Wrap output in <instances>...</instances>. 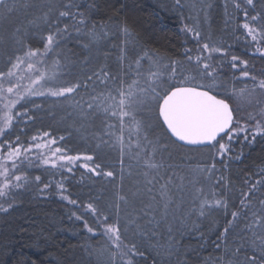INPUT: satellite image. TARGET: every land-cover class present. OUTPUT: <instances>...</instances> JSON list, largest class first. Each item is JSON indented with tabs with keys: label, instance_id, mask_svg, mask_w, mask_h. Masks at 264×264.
<instances>
[{
	"label": "trees",
	"instance_id": "16d2710c",
	"mask_svg": "<svg viewBox=\"0 0 264 264\" xmlns=\"http://www.w3.org/2000/svg\"><path fill=\"white\" fill-rule=\"evenodd\" d=\"M7 2L14 7L11 12L0 8V71L10 67L9 57L14 62L15 56H22L26 46L43 49L42 38L55 22L56 9L69 0ZM73 2L85 13L87 27L77 34L70 26V35L56 55L50 53L45 58L44 66L49 69L59 60L57 73H65L66 83L84 81L88 88L78 89L79 94L73 93L69 97L35 96L22 102L16 113L26 112L27 115L17 116L12 127L1 136L0 145L4 152L9 150V145L25 148L33 144V137L40 138L44 132H49L67 154L92 155L104 171H113L116 175L97 176L80 165L71 172L61 167L25 166L23 187L13 190L2 201L5 207L8 203L12 207L7 212L0 211V264H125L127 257L117 255L115 261L112 260L116 250L101 235L102 227L96 221V216L101 214L109 216L108 223L118 220L122 235L127 237L125 243L132 240L143 252L142 257L133 258L134 264H247L246 257H259V249L252 244L251 234L245 230V224L249 222L245 213L249 219L251 213L242 209L240 200L241 193L248 192L250 184L264 181V136H257L255 141L250 135L248 140H244L243 135L235 139L231 143L232 158L223 161L217 158L216 170L208 180L203 174L192 171L198 164L208 162L207 149L173 143L174 139L168 138L170 134L157 125L155 103L150 102L138 109L137 119L142 122V133L155 143L156 160L164 166L158 173L149 171L146 178L143 153L140 159L135 155L136 136L127 128L121 132L116 117L100 109H87L84 101L101 92L116 95L120 84L112 79L108 80L107 86L95 77L93 81H87V75L101 67L116 77V81H122L124 87L133 80L139 81V87H146L149 69L161 72L167 80L166 66L174 60L181 61L177 66V78L181 71L185 75L194 74L185 59V49H192L190 54L195 56L201 44L209 43L226 53L213 55V64L219 65L215 93L232 97L229 103L236 110L237 95L233 93L238 94L241 89L260 90L251 76L264 79V55L256 51L257 48L264 50V40L259 37L252 40L242 27L246 21L251 23L249 18L257 13L264 17L261 7L264 0H254L255 9L246 5L235 8L238 0H180L179 6L175 0ZM90 4L95 7L89 9ZM244 7H247L248 18L243 14ZM45 13L48 14L46 21ZM33 20L35 25L30 23ZM125 22L130 34L121 30ZM185 25L200 32L199 41L194 38V33L186 31ZM254 26L260 27L259 24ZM89 32H94L95 37L84 34ZM18 39L22 43H17ZM145 52L148 56H144ZM233 55L239 57L235 69L231 67ZM141 56L144 59L137 67L135 61ZM149 56L156 63L149 60ZM240 61L248 62L246 69ZM242 70H247L250 76L243 77ZM48 85L61 87L59 84ZM108 103L111 101L104 106ZM61 136L63 140L59 139ZM119 136H123L125 144L122 166L119 163ZM130 136L132 148L127 147ZM5 140L7 144H4ZM140 143L146 145L143 139ZM237 155L239 159H236ZM37 176L39 181L35 180ZM152 176L155 180L148 184L147 179ZM169 178L170 202L160 195L161 184ZM45 183L50 185L47 189L43 188ZM58 183L64 185L63 195L76 200V204L62 198ZM201 187L209 199L213 198L209 194L211 190L216 199L226 200L228 208L206 209L205 215L200 216L197 188ZM257 189L249 199L259 209V201L264 199V183L257 185ZM118 192L128 198L127 203L117 200ZM166 202L167 209L164 207ZM89 203L97 209L95 216L87 210ZM115 203H120L118 217L113 207ZM232 211L240 212L241 216L225 234L224 228L228 227ZM77 216L83 219H77ZM85 220L94 229L93 233L85 228ZM238 247L241 250L236 253Z\"/></svg>",
	"mask_w": 264,
	"mask_h": 264
},
{
	"label": "snow or ice",
	"instance_id": "6c2138e0",
	"mask_svg": "<svg viewBox=\"0 0 264 264\" xmlns=\"http://www.w3.org/2000/svg\"><path fill=\"white\" fill-rule=\"evenodd\" d=\"M176 5H180V0H175ZM242 5L250 6L255 9L256 5L254 0H238L234 4L235 8L241 9ZM123 6V5H121ZM14 6H10L7 0H0V8L4 9L6 12H11ZM50 10H51V6ZM80 5L73 0H69L68 3H61L56 9L57 16L55 22L52 24L47 32V35L42 38L43 49L32 48L31 46H26L22 56H15L14 62H12V57H9L10 67L5 71H0V102L3 103L4 114L0 117V136H4L7 129L12 127L13 120L17 116H26L27 113H16L13 114V109L16 104L25 98V96H44L49 95L52 97H69L73 93H78V89L88 88V83L84 81H77L74 83H65L61 87H48L45 85L48 81L54 79L57 74V69L60 68L59 60L52 63L51 72L42 71L37 67V64L43 65L45 63V58L51 53L56 55L58 50L61 48L62 42L67 36L70 35L69 28L71 26L72 30L77 34H81L83 29L87 27V18L85 13L79 11ZM95 5L90 4L88 8H94ZM264 9V4L261 5ZM64 10H60V9ZM74 9L76 11H74ZM243 14L248 18L247 7H244ZM47 13L44 14V19L46 21ZM250 22L243 23L242 27L247 31V34L251 36L252 40H257L259 37L264 40V17L260 13L251 16ZM63 21V23H62ZM71 22V23H70ZM32 24H36V21H30ZM62 24V26H61ZM254 24H259L260 27L254 26ZM38 27V25H37ZM186 31L194 33V38L199 41L200 32L193 28L185 25ZM125 34H130L127 22L124 23L121 29ZM19 32V29H17ZM85 35H91L95 37L94 32L84 33ZM17 43H22L21 40H17ZM87 47V45H85ZM261 55H264V50L260 48L256 49ZM192 49H185V59L191 65V71L194 74L185 75L184 71L179 73V78H177V66L181 64V61L174 60L171 61L168 68L167 80L163 79V74L159 71H152L149 69L148 79L145 81L146 87H139V81L133 80L131 84L127 87L123 86L122 81H116V77L110 76V73L104 68L93 71L91 75H87V81H93V77L96 78L101 84L107 86L108 80L112 79L114 82L120 84L116 88V95L113 96L111 92L105 94L104 92L98 95H90L89 99L84 101V105L87 109H100L105 113L110 114L117 118L121 132L125 128L128 129L129 133L136 136L135 149H137L135 155L137 159L141 158L143 153V165L146 171L143 175L147 178L149 177V171L156 170L158 173L164 165L162 162L156 160V146L155 143L148 138L146 134L142 133L143 125L140 120L137 119V111L142 106H147L150 102L155 103V120L157 125L166 130L171 134L169 139L175 138L173 143L182 142L181 147L186 145L197 146L200 148L207 149L209 160L205 164H198L193 173L203 174V176L211 180L214 170H216V159L219 158L223 161L225 158L231 159V143L243 135L244 140L249 139L255 141L257 136H264V103L260 101H255L260 104L259 111L256 114L248 113L247 119L251 121V125L247 122H241V118H238L234 114V109L229 103L230 96H221L215 93L216 79H217V68L219 65L213 64V55L220 53L226 54L225 50L221 47L215 45L210 46L209 43H203L197 49V54L195 56L191 55ZM144 56H148L145 52ZM141 56L136 59L135 64L137 67L140 65V60L144 59ZM152 60V57H148ZM239 57H231V67L233 69L237 68L236 61ZM156 63L155 60H152ZM22 64H26L29 72H34L35 75L31 78V84L29 87L21 89L19 83L20 79L17 78L15 84L12 83V78L16 76V72L20 69ZM243 69L247 68V61H240ZM139 75V73H137ZM241 75L243 77H249L250 73L247 70H242ZM251 79L256 82L255 87L259 88L264 92V79L257 80V77L251 76ZM7 81L8 87L4 86V82ZM205 81H208L205 83ZM159 89V91L157 90ZM255 89H253L254 91ZM93 92L95 88L93 87ZM245 89H241L240 93H233V95H239L244 97L247 102L252 103L251 99L245 96ZM14 96L15 99L10 97ZM250 96V93H249ZM83 99V97H81ZM107 106H104L106 102ZM77 105L80 101H76ZM238 110V109H237ZM257 116L260 118L257 119ZM31 119L32 117H28ZM125 118H127L128 123L125 124ZM112 127V125H109ZM43 137H49V139L44 144H37L36 147H47L51 152L52 156L55 157L53 160L45 159L44 163H51L52 167L57 166V162L61 163L60 167L63 168L66 165H74L77 161L83 160L84 163L80 165L88 170V172L93 173L97 176L114 177L116 173L113 171H104L101 164L95 163V158L92 155H67L65 150L59 147L52 148L51 145L57 143L55 137H51L49 132H44ZM19 137H17V140ZM36 140L37 137H33ZM42 139V137H41ZM63 140L64 137H59ZM143 139L146 145H141L140 140ZM7 140L4 144H7ZM117 143L121 148V159L119 163L123 165V155H124V138L123 136L117 137ZM158 143V142H157ZM3 145H0L2 147ZM150 146V147H149ZM128 148H132L133 144L131 141V136L129 137ZM167 147V145H164ZM20 147H11L9 145V151L7 152L6 158L13 161L12 168H15V160L22 155ZM240 157L237 155L236 159ZM88 162H92L91 164ZM69 172L72 171L71 167L67 169ZM0 176L3 177V181L0 182V198H8L13 189L23 187V183L26 182V177L12 174L9 177V169L0 165ZM120 178L123 179V167L120 168ZM36 181L40 180V177H35ZM155 180V176L147 179L148 184H152ZM15 181V182H13ZM171 182V178L164 184H161L160 195L163 199L170 202L168 197L167 188L168 184ZM198 182V181H196ZM219 184V181H216ZM264 183L262 180H257L255 183L249 185L248 192L241 193L242 199L240 200V205L242 209H247L251 213L250 219L245 213V219L249 220L245 224V230L251 234L252 244L255 245L260 251L259 257L252 255L246 257L247 264H264V199L259 201L260 208L256 209L253 205V201L249 199L250 195H253L257 189V185ZM50 185L45 183L43 185L44 189H47ZM57 187L61 191L63 199L69 200V203L76 204V200H71L68 196L63 195L64 185L63 183H58ZM151 191V188L148 189ZM199 196L197 199L200 201L198 212L200 216H204L206 209L211 208H223L227 209L228 204L226 200L216 199L215 193L210 190L209 194L213 197L209 199L204 195L203 187L197 188ZM155 199V197H153ZM117 200L119 202L127 203L128 198L124 195L117 193ZM168 203L166 202L164 207L167 209ZM12 207L11 203H8V207H5L3 203H0V211L7 212L8 208ZM113 207L116 209V215L119 216L120 203H115ZM150 207V206H149ZM87 210L95 216L97 209L93 204L89 203L87 205ZM241 213L237 211L231 212V220L228 221V227L224 228V233L229 232V228L235 226V222L240 218ZM77 219H83V217L77 216ZM96 221L102 227L101 235L106 238L111 246H114L115 253L112 254V260L115 261V257L118 255L121 258L127 257L125 264H134L133 258L135 256H143V252L138 250L137 244L129 240L125 243L126 236L122 235L121 228L119 226V221L114 223H108L109 216L99 215L96 216ZM135 223V221H133ZM84 226L88 232L93 233L94 229L88 226L87 221H84ZM126 231V229H125ZM243 239V237L241 238ZM240 248H236L235 252L239 253ZM230 264V262H229Z\"/></svg>",
	"mask_w": 264,
	"mask_h": 264
},
{
	"label": "rangeland",
	"instance_id": "374dc122",
	"mask_svg": "<svg viewBox=\"0 0 264 264\" xmlns=\"http://www.w3.org/2000/svg\"><path fill=\"white\" fill-rule=\"evenodd\" d=\"M37 67L40 68L42 71H48L49 73L51 72V68L48 69L47 67L44 66V64L43 65L37 64ZM34 75H35L34 72L28 71L26 64H22L20 69L16 72V76L12 78V83L15 84L17 81V78L23 77V79L19 80V83L21 85V89L27 88L30 86L31 78H33ZM66 82H67V78L65 77V73L63 71H60L59 74L58 73L56 74V77L54 79L48 81V83L45 85V88L52 87V86L48 85L50 83L51 84H57V85L59 84L60 86H64ZM4 86L5 87L9 86L7 81L4 82ZM52 88H55V87H52ZM249 93H250V96H249ZM44 96H49V95H44ZM245 96L248 97V99H251L253 102L249 103V102H247V100L244 97L237 95V99L235 101V106L238 110L237 109L234 110V114L238 118H241L242 123L247 122L251 125L252 122L248 121V119H247L248 113L256 114L259 111L260 104L256 103L255 101H260L261 103H264V99H262L264 96V92H262L261 90L246 91ZM32 97H35V96H25V98L23 100H21L19 103H17L15 108L13 109V114L14 115L16 114L17 107L22 102H24L27 99H30ZM10 98L15 99L14 96H11ZM5 102L6 101L0 102V117H2L4 114L3 103H5ZM259 118L260 117L257 116V119H259ZM15 120L16 119H14L13 122ZM0 138H1V136H0ZM48 139H49V137H42V139L40 137V138H37L33 142V144H31L25 148H21V151L23 154L18 159L15 160V165H16L15 168H12L13 161L7 160V159H0V165H2L3 167H7L9 169V177H11L13 173H15V175H20V176L25 177V175H26L25 169H24L25 166H32V165L38 164L41 166H51L52 167L51 163H49V164L44 163L45 159H49V160L55 159V157L52 156L49 149L47 147H40V148L36 147L37 144H44ZM51 147L56 148L59 146L56 143L54 145H51ZM7 152L2 151V149L0 147V158H6ZM67 155H69V154H67ZM81 156H83V155H81ZM61 163H65V162H57L56 167H60ZM83 163H84V161L80 160V161H77L76 164H74V165H66L63 168H65V169H68V167L74 168V167H77ZM88 163L91 164V162H88ZM2 181H3V177L0 176V182H2ZM13 182H15V181H13ZM13 190H15V189H13ZM12 191H11V193H12ZM4 199L5 198H0V203H3L2 201H4Z\"/></svg>",
	"mask_w": 264,
	"mask_h": 264
},
{
	"label": "water",
	"instance_id": "95a60500",
	"mask_svg": "<svg viewBox=\"0 0 264 264\" xmlns=\"http://www.w3.org/2000/svg\"><path fill=\"white\" fill-rule=\"evenodd\" d=\"M170 134V133H169ZM170 136H171V134H170ZM174 140H175V138L174 137H172ZM176 143H178V144H182V142H176ZM184 147H188V148H200V147H197V146H191V145H186V146H184Z\"/></svg>",
	"mask_w": 264,
	"mask_h": 264
}]
</instances>
